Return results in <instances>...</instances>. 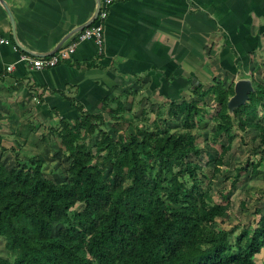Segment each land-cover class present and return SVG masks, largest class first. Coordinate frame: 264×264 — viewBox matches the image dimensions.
Masks as SVG:
<instances>
[{
	"label": "trees",
	"instance_id": "1",
	"mask_svg": "<svg viewBox=\"0 0 264 264\" xmlns=\"http://www.w3.org/2000/svg\"><path fill=\"white\" fill-rule=\"evenodd\" d=\"M193 86L198 101L167 109L177 126L155 118L127 137L116 127L128 121L120 101L102 100L101 110L91 115L70 99L78 118L57 117L43 137L68 157L62 182L48 178L35 155L24 154L11 169L0 164V264H256L264 248V210L254 228L231 241L234 227H213L226 207L212 202L202 180L210 184L221 172L236 136L232 129L255 130L264 145V86L257 85L234 109L227 107L233 87ZM205 97L216 104L213 115L204 109ZM207 115L215 125L213 136L225 137V143L205 179L203 168L189 158L199 156L193 131ZM96 133L99 139L90 146ZM262 161L253 162L250 173L256 174ZM241 170H235L233 182Z\"/></svg>",
	"mask_w": 264,
	"mask_h": 264
},
{
	"label": "crops",
	"instance_id": "2",
	"mask_svg": "<svg viewBox=\"0 0 264 264\" xmlns=\"http://www.w3.org/2000/svg\"><path fill=\"white\" fill-rule=\"evenodd\" d=\"M99 2L107 15L97 44L77 39L96 0H0V164L6 169L24 154L43 160V148L57 147L43 137L57 117L78 118L70 99L96 115L102 100L121 102L140 92L145 102L169 106L198 101L193 85L206 91L215 82L227 89L250 80L255 90L262 82L256 74L264 71V0ZM61 41L60 47L75 44L68 60L43 70L26 60L50 56Z\"/></svg>",
	"mask_w": 264,
	"mask_h": 264
},
{
	"label": "rangeland",
	"instance_id": "3",
	"mask_svg": "<svg viewBox=\"0 0 264 264\" xmlns=\"http://www.w3.org/2000/svg\"><path fill=\"white\" fill-rule=\"evenodd\" d=\"M256 75L262 78L260 85L264 86V71H260ZM240 76L241 78L244 77V75ZM253 77L251 79L255 82ZM140 94L133 98L121 100L125 103V105L122 103L121 115L125 116L124 118L128 121L116 124L118 131L127 137L135 131V127L141 128L144 126L143 123L147 126L155 118H159L160 123L163 119H166L170 127L177 126L175 120L168 119L166 116L168 105L156 103L152 99L145 102V92H140ZM141 101H144V103ZM202 103L204 109L208 110V115H213L216 104L211 98L205 97ZM110 106L114 109L116 104L112 102ZM142 113H145L146 121H142ZM208 115L207 119L205 118L193 131L200 149L199 156L197 158L190 156L189 158L190 161L199 164L203 168L204 175L201 177L205 179L211 177L213 162L220 152V146L225 143V137L222 136L217 139L213 136L212 132L215 125ZM260 117L264 125V114ZM105 120H108L107 114H105ZM232 133L236 136L232 139L231 149L224 158L221 172L216 176H212L210 184H207L206 180H202L203 188L204 190L208 189V195L212 198V202L226 207L224 217L217 218L213 227L216 230H229L234 227L236 230L230 237L231 241L242 230L254 228L260 216L258 211L263 212L264 210V145H260L257 131L239 133L232 129ZM98 139L99 136L96 133L88 141L89 145L92 146ZM42 150L41 157L44 161L43 166L46 176L55 182H62L65 178V168L69 163L67 155L58 151L57 147H45ZM101 155L103 157L104 153ZM96 158L95 161L101 160L100 156ZM259 159H263V161L258 166L257 173H250V165L253 162L256 163ZM236 169L242 170L240 177L233 182ZM77 208L79 207L77 206ZM55 233L56 226L53 228V234L55 235ZM2 252L3 242L0 240V254ZM255 262L256 264H264V248L255 257Z\"/></svg>",
	"mask_w": 264,
	"mask_h": 264
},
{
	"label": "built area",
	"instance_id": "4",
	"mask_svg": "<svg viewBox=\"0 0 264 264\" xmlns=\"http://www.w3.org/2000/svg\"><path fill=\"white\" fill-rule=\"evenodd\" d=\"M107 15L106 9H99L97 17L90 26L83 29V31L78 36V41H84L88 39H93L97 44L101 43L102 38V27L103 21ZM0 42L2 39L0 38ZM75 51V44H71L67 47H60L57 51L46 57L40 58H27L26 60L31 64V66L36 70L51 69L58 65L60 62L68 60Z\"/></svg>",
	"mask_w": 264,
	"mask_h": 264
},
{
	"label": "water",
	"instance_id": "5",
	"mask_svg": "<svg viewBox=\"0 0 264 264\" xmlns=\"http://www.w3.org/2000/svg\"><path fill=\"white\" fill-rule=\"evenodd\" d=\"M96 3H97V6H96V10H95V13H94L93 17L91 18V20L87 24H85L82 27H80L79 30L84 29V28L90 26L94 22V20L96 19L97 14L99 12V8H100V2H99V0H96ZM7 13L9 15V19H10V24H11V29H12V35H14V23H13V19L10 16L9 12H7ZM63 41H61L58 44V46L53 50V52L51 53V55L54 54L57 51V49L60 47V45L62 44ZM252 90H253V88H252V85H251V82L250 81H248V80H239V81H237L234 84L233 96L228 100L227 107L229 109H234V108H237V107L243 105L247 101L248 94L250 92H252Z\"/></svg>",
	"mask_w": 264,
	"mask_h": 264
}]
</instances>
